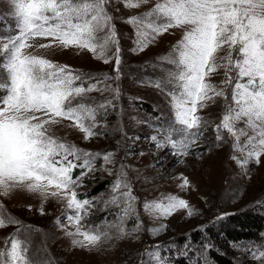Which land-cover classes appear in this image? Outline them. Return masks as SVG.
<instances>
[{"label": "snow or ice", "instance_id": "obj_1", "mask_svg": "<svg viewBox=\"0 0 264 264\" xmlns=\"http://www.w3.org/2000/svg\"><path fill=\"white\" fill-rule=\"evenodd\" d=\"M115 2L135 9L147 0H12L16 34L0 37V70L6 74L5 83L0 85L5 90V95L0 96V195L8 196L15 189L36 194L42 201L41 215L47 200L65 201L67 209L74 213L66 217L75 228L68 234L78 237L73 240L74 246L83 248H98L111 236L101 232L99 226L83 229L82 221L94 204L88 198H78L77 189L95 171L96 158L102 156L105 165L112 164L114 154L83 151L53 136L51 127L68 121L69 127L83 133L85 141L104 134L96 131L101 127L97 116H106L108 108L115 107L113 100L120 97L119 86L113 88L107 83L120 79L121 49L108 10ZM126 22L137 29L133 49L136 53L143 52L169 29L184 30L173 46L175 56L165 58V62L173 66L168 73V83L173 86L168 92L170 107L175 122L188 133V140L178 147L170 135L165 142L153 136L150 139L156 147L169 143L173 154L187 156L208 123L198 112L223 99L222 119L214 128L216 140L224 142L227 133V138L234 141V151H246L248 159L258 165L264 157V0H163L144 19L131 17ZM37 38L49 41L39 44L41 49L86 50L105 64L114 58L116 75L102 79L81 75L67 65L28 52L34 47L30 41ZM113 47L115 51L109 56ZM221 72L224 79L217 85L212 80ZM148 83L168 91L161 81ZM92 92L114 95L94 106L87 103ZM241 123L244 127L238 128ZM242 137L247 138L243 145ZM77 169L79 175L74 176ZM124 169L125 165H121L106 205L119 207L123 203V216H128L135 212L136 197ZM103 170L112 174L110 169ZM181 179L180 187L188 188V179ZM167 200L166 205L146 202L144 210L158 211L164 218L178 210H186L189 217L195 214L184 199L169 196ZM10 225L18 226L19 231L21 222L10 215H0V229ZM163 230L166 229L153 231ZM120 234L124 235L123 228ZM4 243L0 264H35L28 256L26 243L17 236Z\"/></svg>", "mask_w": 264, "mask_h": 264}, {"label": "rangeland", "instance_id": "obj_2", "mask_svg": "<svg viewBox=\"0 0 264 264\" xmlns=\"http://www.w3.org/2000/svg\"><path fill=\"white\" fill-rule=\"evenodd\" d=\"M158 2L163 0H147L135 9L125 8L120 2L109 6L119 39L121 65L120 79L107 83L113 88L119 86L120 97L113 100L115 107H109L106 116H97L101 127L96 131L104 134L85 141L83 133L69 127L68 121L51 127L53 136L83 151L114 154L112 164L105 165L102 156L96 158L95 171L90 172L83 186L77 189L78 198H88L94 204L82 221L83 229L99 226V230L107 231L111 239L98 248L74 246L73 240L78 237L68 234L75 228L66 219L74 213L67 209L65 201L47 200L41 215V198L24 189H15L8 196L0 195L3 205L0 215L5 218L10 215L21 225L19 231L15 225L0 229V250H5L7 238L17 236L26 243L28 256L35 264H174L179 259L189 264H212L209 252L223 253L219 243L225 242L232 248L237 264H264V226L261 232H253L248 241L240 244L228 243L225 237L226 232L237 230L233 221L241 215H258L264 219V157L257 165L248 159L246 151H234V141L227 138V133H224V142L216 140L214 128L222 119L223 99H217L198 112L208 123L196 143L189 147L187 156L173 154L169 143L157 148L156 142L150 139L155 136L158 141L165 142L170 135L178 147L188 140V133L175 122L174 110L170 107L168 92L173 86L168 83V73L173 66L165 62V58L175 56L173 46L182 38L184 30L169 29L143 52L136 53L133 49L137 29L126 22L131 17L144 19ZM15 27L12 0H0V37L15 35ZM30 43L34 47L28 52L67 65L81 75L101 79L105 75H116L114 58L105 64L86 50L41 49L39 44L49 43L41 38ZM114 51L115 47L109 56ZM223 79L221 72L212 82L219 85ZM5 81L6 74L0 70V85ZM149 81H161L168 91L149 86ZM228 92L230 98V87ZM4 95L5 90L0 87V96ZM113 95L92 92L88 94L87 103L95 106L112 99ZM237 127L244 125L241 123ZM246 139L241 138L242 145ZM121 165H125L132 195L136 197L135 212L128 216H123V203L119 207L106 205ZM104 168L110 169L112 174ZM79 171L77 169L74 176L79 175ZM181 177L188 179V188L180 187ZM169 196L187 201L195 214L189 217L186 210H178L164 218L158 211L144 210L146 202L166 205ZM120 228L124 229V235L120 234ZM158 228L166 230L153 231ZM199 233L202 238L195 242Z\"/></svg>", "mask_w": 264, "mask_h": 264}, {"label": "trees", "instance_id": "obj_3", "mask_svg": "<svg viewBox=\"0 0 264 264\" xmlns=\"http://www.w3.org/2000/svg\"><path fill=\"white\" fill-rule=\"evenodd\" d=\"M237 230L226 232L225 237L228 243L240 244L250 239L253 232L259 233L264 226V219L261 216L255 215H241L234 221ZM202 234H198L195 237V242L201 240ZM223 253L221 252H209V257L212 260V264H237L235 261L234 253L231 247L225 242L219 243ZM225 251V252H224ZM174 264H189L185 259H179ZM245 264V263H243Z\"/></svg>", "mask_w": 264, "mask_h": 264}]
</instances>
